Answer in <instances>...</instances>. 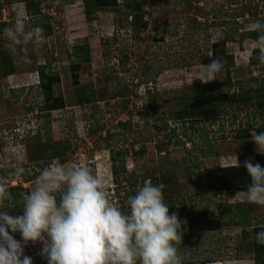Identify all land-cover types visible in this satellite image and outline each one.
I'll return each mask as SVG.
<instances>
[{"label": "rangeland", "instance_id": "374dc122", "mask_svg": "<svg viewBox=\"0 0 264 264\" xmlns=\"http://www.w3.org/2000/svg\"><path fill=\"white\" fill-rule=\"evenodd\" d=\"M20 1L6 7L1 3L7 27L22 14L31 26L35 20L40 22L44 39L13 48L0 32V131L33 125V135L7 141L1 149L0 178L8 186L16 180L15 186L29 194L38 176L32 170L35 162L78 161L106 178L110 198L128 211V197L148 181L145 178L163 174L169 184L158 186L170 214L182 215V242L177 245L182 264H253L252 255L245 251L248 242L253 249L260 248L262 256L264 245L257 242L256 233L264 231V206L249 203L243 194L235 196L245 190L207 193L199 178L206 168L234 165L236 155L240 167L248 159L254 163L258 153L251 138L255 130H264V113L256 107L264 98L252 90L259 88L264 93V62L249 34L256 32L255 22H264V0H146L141 7L145 26L136 38L128 25L124 0H115L112 8L95 9L88 18L81 0ZM31 4L39 9L38 14L26 10ZM193 17L205 27L190 28L188 20ZM220 38L225 39V55L232 57L228 70L232 86L209 93L211 84H223L222 69L208 83L196 79V72L201 64L210 63V44ZM75 46L87 47V62L71 55ZM38 65L56 80L51 86L56 108L35 119L24 113L41 104ZM10 67L13 73L5 77ZM80 88L93 99L78 105L75 95ZM96 92L101 98L97 99ZM246 92L251 95L247 105L233 101L232 95ZM223 93L227 98L223 114L214 122L203 117H171L180 109L194 108L203 94ZM241 130L247 138L236 137ZM52 144L63 149L60 156H52ZM140 146L142 154L138 153ZM110 152L124 154L119 159L127 174L137 178L135 186L121 182L114 189ZM18 167L27 176L34 175V180L19 184L23 174L14 175ZM5 206L3 211L18 215L12 206ZM239 210L248 213L244 229L224 225L192 233L184 227L189 216L205 214L209 219L222 214L226 220ZM243 231L249 236L243 237ZM13 235L22 240L20 233ZM41 249L40 242H28L25 255L33 264H43L46 259L39 255Z\"/></svg>", "mask_w": 264, "mask_h": 264}, {"label": "clouds", "instance_id": "9594fccd", "mask_svg": "<svg viewBox=\"0 0 264 264\" xmlns=\"http://www.w3.org/2000/svg\"><path fill=\"white\" fill-rule=\"evenodd\" d=\"M253 30L258 33L255 49L264 62V22H255ZM3 32L13 48L44 39L43 28L31 26L22 14ZM222 68L220 59L214 58L199 66L196 79L214 81ZM40 106L34 108L35 119L45 114ZM32 130L28 128L27 134ZM251 141L264 155V132L253 134ZM232 166L240 167L237 155ZM243 166L250 183L235 196L243 194L249 203L264 206V167L251 159ZM24 171L18 167L14 175L20 177ZM13 199L7 182L0 178V264H33L25 255L28 242L42 244L39 255L47 264H182L177 249L182 242V221L177 213L170 214L161 186L150 180L128 197V211H123L110 198L106 178L78 161H53L41 169L24 196L22 215L2 210L4 202ZM17 232L22 240L14 238ZM256 240L264 245V231L256 233Z\"/></svg>", "mask_w": 264, "mask_h": 264}, {"label": "trees", "instance_id": "16d2710c", "mask_svg": "<svg viewBox=\"0 0 264 264\" xmlns=\"http://www.w3.org/2000/svg\"><path fill=\"white\" fill-rule=\"evenodd\" d=\"M2 1V0H1ZM15 0H7L6 2H3L6 5H11ZM25 0H21V3H25ZM82 4L84 5V14L85 16H90L93 13V10L95 9H101V8H112L114 7L115 0H81ZM17 2V1H16ZM146 3V0H124L123 2V8L127 12L128 17H130V22L128 25H130V30L132 31V35L134 38L138 35V30L145 26L143 22V17L145 15V12L141 10V7L143 4ZM26 10L29 12H33L35 14H38L39 9L34 6L33 4L28 5L25 7ZM8 16V14H7ZM125 16V17H126ZM189 23H192L191 27L193 30L196 31V29L200 28L201 26L205 27V23L198 22L195 17L189 18ZM8 24L0 23V32L3 31L4 28L7 27ZM35 25H41L39 21L35 20V22L32 24V26ZM187 25H190L187 23ZM226 25V23H225ZM231 33H234L233 30L230 29ZM257 32H251L249 34L250 38H256ZM224 44L225 39L220 38L219 40L212 42L210 44V50H209V61H211L214 58L220 59V61L223 63L222 71L224 73V80L223 84L221 85H214L211 84L209 88V93L215 92V90L219 89L222 90L225 86H232L230 84V75H229V68L232 65V57L231 55H225L224 53ZM72 56L80 57V61L85 63L88 60V52L86 46H75L72 49ZM13 67H10V72L5 74V77L11 75L13 73ZM148 67L145 68V71ZM150 71V69H149ZM37 76H38V87H39V94L41 95V106L39 107L40 111H44L48 114V112L52 111L56 108V105H54V101L52 100L51 96V86L56 83V80L51 77V74L44 72V66H37ZM141 74V73H140ZM237 84V81L234 82ZM252 93L259 98H264V93L261 89H254L252 90ZM76 97V103L78 105L88 103L90 101V98L93 99V95H88L83 91V88L78 89V92L75 95ZM96 97L101 98L100 93L96 92ZM233 101L237 103H241L243 106L247 105L250 102L251 95L247 92L240 95H232L231 96ZM226 95L225 93L220 95H209L205 96L204 94L197 98L198 102L195 103V107L189 110L186 109H180L175 113L171 114V117H175L176 119H182L183 117L190 118V117H203L205 119H211L213 122L215 119L219 118L221 114H223V104L226 101ZM55 103H57V100H55ZM58 106V105H57ZM256 107L260 109V113H264V100L260 101L258 100L256 102ZM181 121V120H180ZM120 127H125V124H118ZM258 132H264V130H255L254 133ZM238 139H244L248 137V134L241 130L237 136ZM52 151V156L57 157L60 156L62 153L59 150L58 146H55L52 144L50 146ZM138 153H143V146H140ZM124 154L121 153H115L113 154L110 152V159H111V165H110V175H111V181L114 185V189L118 187V185L121 182L128 183V186H135V183L137 181V178L134 177L131 173H128L125 171V168L123 166V160L122 158L119 159V157H123ZM57 160V159H56ZM65 159L57 160L58 163L63 164ZM50 161V160H48ZM33 164L34 166L36 165ZM259 163L262 167H264V155H261L259 153L255 154L254 156V164ZM28 165H31L28 163ZM26 165V166H28ZM244 167V166H243ZM243 167L234 168L233 166H227V167H216V168H206L204 171H202L200 175V180L203 182L204 190L207 193H225V192H231L235 190H246L247 185L250 183V177L248 172L244 174L245 170ZM33 174L39 175L33 170ZM33 176H27L26 173H23L22 182L23 183H30L34 180ZM120 179V181H119ZM146 180H150L153 185H162L167 186L169 184V180L167 177L163 174H160L158 177L153 178L149 176V178H145ZM142 181V179H141ZM9 190L11 191L14 199L11 201H5L4 205H11L13 207V211L18 213V215L23 214V202H24V196L27 194V190L22 189L19 186L9 187ZM229 212V210H227ZM241 211V213H240ZM227 212V214H228ZM13 213V212H12ZM229 215V214H228ZM179 217L181 218L182 215L179 212ZM247 217L248 213L246 210H239L235 214H232V216L227 217L226 220L224 219V216L222 214H218L216 216H212L209 219H205V214H198L189 216V218L186 220V225L184 227L186 229H189V232L192 233H203L208 231H214L219 228H221L224 225L229 226H238L242 227L241 229H244V226L247 225ZM243 237H248L249 235L246 232H242ZM251 242H248L246 244L245 251L247 253H250L252 255L253 264H264V252L262 253V256L259 254V249H253ZM262 249V248H261ZM43 264H47L44 262Z\"/></svg>", "mask_w": 264, "mask_h": 264}, {"label": "built area", "instance_id": "2783aa9c", "mask_svg": "<svg viewBox=\"0 0 264 264\" xmlns=\"http://www.w3.org/2000/svg\"><path fill=\"white\" fill-rule=\"evenodd\" d=\"M3 1L0 0V5ZM3 13H4V10L2 8V6H0V23H3L5 22V18L3 17ZM32 112L35 114V110L33 111H29L28 113H24L25 115H29V117H33L34 114L32 115ZM19 121L16 120L15 121V124H17ZM33 125L32 124H29V123H26L24 124L23 126V130H21V126L20 125H17L15 126L14 128L12 129H8V130H2L0 131V153H1V149L5 146L6 144L8 143L7 141H12L14 139H20L25 137V136H29V135H33V132H30L29 134H27V129L28 128H31ZM53 161H56L57 160H50L48 162H38L35 166L32 167V170H34L36 173H40L41 169H43L45 166H47L48 164L52 163ZM0 169H2V166L0 165ZM16 180H11L9 182V186L8 187H14L16 184H15ZM19 184L21 185H24V184H28V183H20Z\"/></svg>", "mask_w": 264, "mask_h": 264}]
</instances>
